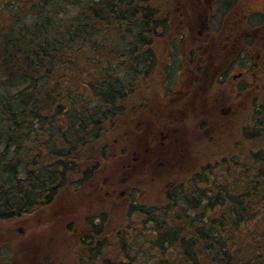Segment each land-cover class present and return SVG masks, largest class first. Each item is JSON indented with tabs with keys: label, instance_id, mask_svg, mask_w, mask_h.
Listing matches in <instances>:
<instances>
[{
	"label": "trees",
	"instance_id": "obj_1",
	"mask_svg": "<svg viewBox=\"0 0 264 264\" xmlns=\"http://www.w3.org/2000/svg\"><path fill=\"white\" fill-rule=\"evenodd\" d=\"M171 3L0 0V222L93 180L126 92L158 62ZM255 102L226 155L160 202L132 198L118 225L108 212L85 217L71 249L30 264H264V90Z\"/></svg>",
	"mask_w": 264,
	"mask_h": 264
},
{
	"label": "rangeland",
	"instance_id": "obj_2",
	"mask_svg": "<svg viewBox=\"0 0 264 264\" xmlns=\"http://www.w3.org/2000/svg\"><path fill=\"white\" fill-rule=\"evenodd\" d=\"M177 1L172 0L170 7L168 5L166 8V11H170L171 18ZM184 1L192 3V0ZM169 26V32L155 41L159 54L158 64L145 81L135 85L138 95L134 94L129 99L127 112L124 114L123 108L116 126L108 131V159L96 173L92 183L78 188L65 187L51 204L10 224L0 222V244L4 241L6 243V240L12 244L8 242L11 254L9 252L7 256L3 252L5 259H1L0 264H30L34 257L36 259L45 253V256L61 255L63 244L66 243L67 246L64 247L71 249L78 238L89 231L83 220L88 216L97 217L108 212L111 225H118L129 202L128 197L116 194L119 181L122 182L125 177L127 179L123 186L131 184L140 189V197L135 199L149 203L160 202L164 181H179L207 161L214 160L216 154L226 155L234 141L240 143V129L249 121L253 105L264 90V73L261 78L242 86L239 96L234 99L235 94L229 87L212 88V81L206 84L208 79L205 75H196L194 72L190 74L184 69L188 94L172 101L165 99L161 71L166 65L167 37L179 32L176 25L170 23ZM238 33L242 35V28ZM190 77L196 84H189ZM210 80L212 79L208 81ZM204 81L205 84H202ZM191 85L195 89L193 94ZM176 89L179 87L176 86ZM230 97L232 100L228 103ZM141 102L145 104L141 105ZM225 103L237 111L235 116L224 117L220 113ZM142 119L145 120L144 128L138 122ZM163 127L179 129V133L172 135L177 138L178 145L165 155L163 166L153 165L146 171L147 175L145 170H134L133 167L139 160H135V153L139 152L142 145L152 144L151 139L158 136ZM127 164L131 166L127 167ZM68 226L73 227L69 229ZM55 256L58 260L59 256ZM63 259L71 261L70 256H63Z\"/></svg>",
	"mask_w": 264,
	"mask_h": 264
},
{
	"label": "flooded vegetation",
	"instance_id": "obj_3",
	"mask_svg": "<svg viewBox=\"0 0 264 264\" xmlns=\"http://www.w3.org/2000/svg\"><path fill=\"white\" fill-rule=\"evenodd\" d=\"M170 23L176 25L179 32L167 37L169 45L167 44L165 51L166 65L161 71L165 99L172 101L188 94L184 69L190 74L194 72L196 75H205L208 80L212 79L205 80L206 84L212 81V88L229 87L235 94L234 99L239 96L242 86L255 81L264 73V0H192V3L178 0ZM241 28L242 35L238 33ZM199 79L198 77L197 80ZM189 84L194 85L196 81L190 77ZM193 85L192 94L195 92ZM134 94L138 95L134 87L126 92V98L122 102L124 114L129 107L127 102ZM195 99L197 100V96ZM231 100L230 97L228 103ZM143 104L145 103L141 102ZM220 113L229 117L235 116L237 111L225 103ZM138 122L140 127H145L144 119ZM177 133L178 128L163 127L159 135L151 139L152 144L142 145L139 152L135 153V160H139L133 167L134 170H145L147 175L146 171L153 165L163 166L165 155L178 145L177 138L172 137ZM129 157L132 159V155ZM130 166L131 164H127V167ZM197 171L191 172L187 177H192ZM126 179L125 177L122 182L119 181L117 196L128 197V200L140 197L138 187L131 184L123 186ZM176 183L177 181H164V194ZM121 186L123 187L120 188Z\"/></svg>",
	"mask_w": 264,
	"mask_h": 264
}]
</instances>
